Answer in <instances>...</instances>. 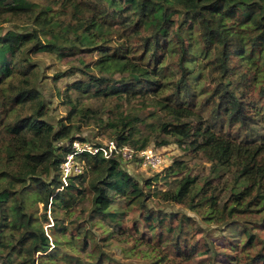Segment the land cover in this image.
Here are the masks:
<instances>
[{
    "label": "trees",
    "instance_id": "trees-1",
    "mask_svg": "<svg viewBox=\"0 0 264 264\" xmlns=\"http://www.w3.org/2000/svg\"><path fill=\"white\" fill-rule=\"evenodd\" d=\"M62 1L55 8L0 0V264H57V245L35 208L68 213L86 192L91 211L114 225L126 214L112 209L123 197L157 241L186 260L222 252L208 234L200 251L195 218L153 208L147 196L221 226L241 221V242L223 252L226 260L264 263V238L253 231L264 225V0ZM39 53L71 62L55 80L81 76L58 92L67 115L56 122L38 83ZM87 126L136 151L172 140L232 180L177 178L185 163L175 159L165 168L175 185L153 193V179L138 180L120 155L84 151L76 156L83 172L65 182L73 141L102 144L81 134ZM78 232L86 248L90 231Z\"/></svg>",
    "mask_w": 264,
    "mask_h": 264
},
{
    "label": "rangeland",
    "instance_id": "rangeland-1",
    "mask_svg": "<svg viewBox=\"0 0 264 264\" xmlns=\"http://www.w3.org/2000/svg\"><path fill=\"white\" fill-rule=\"evenodd\" d=\"M43 5H51L55 8L64 4L62 0H35ZM39 68V86L45 94L47 101L51 105L50 119L53 122L63 119L67 115V108L60 101L59 91H63L68 83L80 78V74L65 75L58 80L54 79L56 72L66 71L69 69L71 62L67 59H60L57 55L39 53L34 56ZM259 132L264 134V122L258 126ZM96 129L92 126L83 127L82 135L90 138L92 141L107 140L105 136H96ZM102 137V138H101ZM151 147L158 149L162 153L165 163L159 168H145L140 164L133 162H122L123 167L134 175L138 180L143 181L152 178V192L166 190L175 185V176H166L165 168L168 167L175 159L184 161L185 168L177 178L185 174L198 176L200 181L211 177L214 185L221 181L232 180V176L226 171L221 170L219 174H212L211 163L202 156L195 155L194 152L187 151L171 140L168 145L158 146L154 143ZM81 163L77 160V164ZM88 177V175L86 176ZM88 187L87 182L85 183ZM227 192L221 193L222 198L226 197ZM149 206L153 208H164L170 212L173 210L185 211L195 218L197 229L194 239H198V248L204 249V235L208 234L214 237L216 250L222 253L214 259L200 252L194 258L184 259L176 254L173 246L164 240L158 242L156 236H153L149 228L142 223L140 214L135 206H128L123 197H118L112 206V209L124 212L123 221L120 225H114L109 220L103 219L101 215L92 212V193L86 192L78 205L68 213L63 210H54L49 204L48 209L40 203L35 208L37 215L40 216L46 232L57 245L59 258L57 264H93L94 256L102 253L100 264H232V260H226L225 253H232L235 242H241L242 223L241 221L232 222L229 226H221L216 223L204 221L201 215L185 207L174 204L168 206H159L156 197L147 196ZM261 206V205H260ZM260 206L253 205L252 208L260 210ZM259 213L254 212L253 214ZM248 218L252 215L247 216ZM45 218L48 220L46 221ZM137 219V220H136ZM87 227L90 231L86 248L81 244L78 229ZM255 227V226H254ZM253 227V231H258L259 235L264 238V225ZM65 228V230H62ZM95 251V253H94ZM92 254V255H91ZM256 264H264L263 261Z\"/></svg>",
    "mask_w": 264,
    "mask_h": 264
},
{
    "label": "built area",
    "instance_id": "built-area-1",
    "mask_svg": "<svg viewBox=\"0 0 264 264\" xmlns=\"http://www.w3.org/2000/svg\"><path fill=\"white\" fill-rule=\"evenodd\" d=\"M73 153L68 155L67 160L62 164L63 180L66 182L68 175H74L82 173L84 168L76 165V156L79 153L88 151L90 153L102 152L103 156L108 158L115 154L120 155V157L126 162H135L138 159L140 165L145 168H159L165 163V159L158 151V149L148 146L142 150L136 151L134 148L128 145L120 146L116 141L107 139L102 141L101 145L96 146L92 142H80L79 140L73 141Z\"/></svg>",
    "mask_w": 264,
    "mask_h": 264
}]
</instances>
